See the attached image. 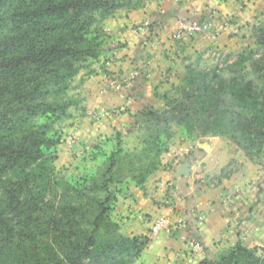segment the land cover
<instances>
[{"label":"trees","instance_id":"obj_1","mask_svg":"<svg viewBox=\"0 0 264 264\" xmlns=\"http://www.w3.org/2000/svg\"><path fill=\"white\" fill-rule=\"evenodd\" d=\"M135 1L144 0H0V264H136L146 245L147 238L118 232L109 218L115 200L99 197L104 186L58 178L50 153L70 82L99 50L90 38L97 17L133 9ZM241 59L225 78L187 65L172 106L146 109L140 120L226 137L245 151L256 147L264 137V91L235 76ZM157 164L142 163L131 180L142 188ZM113 166L110 159L107 172ZM261 251L237 241L217 260L206 249L198 264H264Z\"/></svg>","mask_w":264,"mask_h":264},{"label":"crops","instance_id":"obj_2","mask_svg":"<svg viewBox=\"0 0 264 264\" xmlns=\"http://www.w3.org/2000/svg\"><path fill=\"white\" fill-rule=\"evenodd\" d=\"M229 1L147 0L140 7L119 10L113 19L111 16L105 24L107 44L99 57L103 60L88 76L89 100L79 104L83 109L73 114L77 125L66 131L71 145L68 150H73L74 141L85 144L111 133V128L104 132L106 126L87 122L83 111L125 109L117 119L109 118L119 130L128 123L129 115L165 108L163 96L184 77L187 65L205 68L214 63V53L227 52L225 40L230 28L225 33L221 28L216 39L198 35L179 42L173 39L177 20L209 12L218 29L227 24V13L234 14L235 35L242 27L264 24V0H235V6ZM182 139L181 146L171 145L163 160L161 157L159 168L142 188L132 182L127 185L110 214L122 235L149 238L139 263L197 264L206 249L212 253L218 244L231 247L237 241L258 247L264 254V164L246 159L223 137ZM229 164L235 165L232 173L222 177ZM183 167L188 176H178ZM164 215L168 217L166 228L150 237L151 222ZM139 216H146V220ZM196 237L201 245L193 246L190 239Z\"/></svg>","mask_w":264,"mask_h":264},{"label":"rangeland","instance_id":"obj_3","mask_svg":"<svg viewBox=\"0 0 264 264\" xmlns=\"http://www.w3.org/2000/svg\"><path fill=\"white\" fill-rule=\"evenodd\" d=\"M185 1L186 0H180V2ZM146 2L147 0H144L141 3L135 1L133 6L140 7ZM229 2L235 6V0H230ZM116 12L109 17H106L104 20L99 21V17H97V22L91 28L90 38L95 40L96 48H99V50L97 51L96 57L87 58L79 65V71L70 82L65 96V99L70 105L67 108L65 115L54 121L53 132L50 134L59 140L57 147H54L50 152L52 158H54L53 166L57 177L70 181L76 186L82 188L91 186L94 183L101 186V188L104 186L102 189L103 191L99 193V197L104 198L109 193L112 200H115L112 202L114 206L116 201L122 197L121 192L127 188V185L131 182L134 183L131 180V175L137 174L139 171L141 174L143 173L144 169L142 170L141 168L142 163L145 165L154 163L155 160H157L159 163L157 165H160L161 157L163 160L164 156L171 150V145L178 144L181 146L184 143V141H181L183 140L182 138L195 141L209 136L203 135L202 131H196L192 135H189L183 127H179L169 121L157 123L154 120H149L147 122L143 120L142 122L140 119L144 112H137L133 115H129L130 119L128 120V123L126 124L125 122L126 125L124 127L116 130V127L110 124L109 118L117 119L125 113V109H121L120 107H105L104 110L113 112V116L107 118L92 117V111H90L89 114L86 113V111H83L81 115L87 119V122L99 125L100 128L106 126L102 128L104 132L107 127L111 128V133L110 131L105 132L95 140L87 141L85 144L74 141L72 144V146H74L73 150H68L71 145L66 141L67 136H69V132L66 131L69 127L73 128L77 125V121L73 122L75 121L73 114L74 112L81 110L80 108L83 109V107H79V104L83 101L89 100L86 96V91L88 90V76L93 75V66L99 62L101 64V61L103 60L99 57L102 52H104L107 44L106 41L108 36L105 27L108 25L105 24L106 21L110 20L111 16V19H113V15L116 14ZM226 16L228 17L227 24L220 25L218 30L220 31L221 28H224L222 31L225 33V29H231L225 40V43H227V52H221L217 60L208 67L199 68L197 66L195 68L197 70L216 69L218 73L225 78L229 74V65L242 58V64L236 68L235 76L242 77L245 81H250L254 90L264 91V37H262V34H259L260 30H258V28L264 30V24H261V26L258 25V27L254 26L253 28V25L242 27L240 34L235 35V15H229L227 13ZM104 59V62L106 63L107 59L105 56ZM175 88L176 85H173L170 90H167V95L163 96L165 108L167 106H172V101L176 98ZM165 108L161 110H153L161 111L163 113ZM89 116L91 117V120L87 118ZM125 121H127V117ZM39 122L42 124L46 122V120L41 119ZM160 128L162 130H160ZM170 134H172V136H170ZM223 138L229 140L226 137ZM231 143L242 152L246 159H250L253 163L264 164V137H259L256 147L246 151L239 148L233 142ZM135 144H138V147L134 148ZM158 148L162 152L159 155L157 154ZM250 156L252 158H250ZM177 157L179 159V155H177ZM110 159L114 160V166L111 168L110 172H107ZM234 167L235 165L233 166L232 164H229L226 169L223 170L222 177H228L229 174L232 173L231 171H233ZM110 217L111 215L109 214V218ZM144 217L146 218V216ZM118 232L120 233V227ZM142 238H147V241L141 253L149 245V238ZM190 241L193 246L201 245L200 237H196L194 240L190 239ZM227 248L228 247L225 245L222 246L218 244V246L212 248L213 251L210 257L217 260L221 252ZM198 249L202 250L203 248ZM139 258H141V254L137 258L136 264H141L139 263Z\"/></svg>","mask_w":264,"mask_h":264},{"label":"built area","instance_id":"obj_4","mask_svg":"<svg viewBox=\"0 0 264 264\" xmlns=\"http://www.w3.org/2000/svg\"><path fill=\"white\" fill-rule=\"evenodd\" d=\"M214 18L211 13L207 12L201 15L197 19L183 18L179 19L176 22L175 30L173 33V39L179 42L190 40L198 35H206L210 39H216L219 37L220 31L217 28H214ZM220 53H214L215 61L217 60ZM116 111V110H115ZM118 113V112H117ZM116 115V114H114ZM92 117L107 118L113 116V112H109L104 109H95L91 112ZM201 181L205 180L203 176ZM164 189L167 190L168 187L164 186ZM140 219L146 220L144 216H139ZM168 222L167 215L160 216L153 220L151 223L149 236H155L161 230L165 229Z\"/></svg>","mask_w":264,"mask_h":264},{"label":"water","instance_id":"obj_5","mask_svg":"<svg viewBox=\"0 0 264 264\" xmlns=\"http://www.w3.org/2000/svg\"><path fill=\"white\" fill-rule=\"evenodd\" d=\"M188 175H189V172H188L187 168H185V167H183L178 174V176H188Z\"/></svg>","mask_w":264,"mask_h":264}]
</instances>
